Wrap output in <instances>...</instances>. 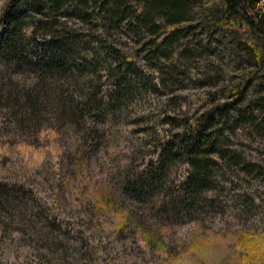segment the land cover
<instances>
[{"label": "rangeland", "instance_id": "1", "mask_svg": "<svg viewBox=\"0 0 264 264\" xmlns=\"http://www.w3.org/2000/svg\"><path fill=\"white\" fill-rule=\"evenodd\" d=\"M7 1L0 0V15ZM35 1L34 7L41 9L43 0ZM32 3L24 0L14 13H28L32 21L43 18L37 10H30ZM260 8L264 13V0ZM70 10L64 11L66 14L59 17V22L66 23L68 28L87 26L77 8ZM202 14L200 10L193 11L189 26L195 31L191 39L187 34L189 41L197 36L201 41L198 53L188 56L183 53V47L174 51L180 74L176 84L166 83L160 86V94L150 92L142 100L119 99L113 104L110 117L102 109L95 110L91 117L82 114L86 118L79 121L76 116L67 119L61 115V121L53 129L47 127L50 103L45 109L43 106L38 117L45 123L37 125L18 121L15 108L0 99V195L3 196L0 198V264H164V252L150 245L134 224L137 220L133 214L144 212L142 196L138 192L128 195L123 192L126 200L120 199L122 174L130 177L133 166L142 168L149 159L156 160L159 144L171 138V126H161L156 120L159 110L162 116L174 113L167 110V104L158 109L157 103H171L179 120L195 119L205 110L212 111L231 102L234 104L225 112L220 126L225 137L223 143L227 145L223 150L233 152L229 154L240 157L242 163L238 164L239 159L232 157L219 164L220 175H213L215 189L205 191L210 201L198 202L185 189L191 170L186 161L169 167L170 181L174 179L177 184L167 181L165 186L181 188V198L184 197L180 200L190 207L186 208L179 199L173 207H166L165 216L175 222L167 237L185 247L168 263L264 264V245L254 248L258 232L264 231V136L247 121L251 117L258 118V122L262 119L252 108L263 96L264 67L249 59L247 51L236 50L246 44L236 34L237 38L231 32L226 33L222 25L204 27L207 24L200 22ZM30 19H26V31L31 27ZM3 24L0 23V42L6 31ZM168 28L165 25L158 29L159 33ZM85 31L84 40L91 34ZM249 33L253 38L249 42L261 54L257 50L261 36L254 33V26L249 27ZM109 34L108 44L122 51L129 62L151 75L154 82L163 79L158 69H152L146 60L143 63L140 59L145 39H137L132 31L118 32L116 28ZM47 38V33L39 31L31 43L26 45L23 41L25 54L40 55L45 60L50 54L43 43ZM147 48L152 50L151 45ZM100 54L103 55L101 51ZM164 60L162 57L158 63ZM25 66L0 57V88L6 85H15L19 90L31 88L36 78ZM99 72L102 76L94 77L97 88H117L119 80L107 76V66L100 64ZM124 75L130 77L126 69ZM239 75L254 78L240 98L238 93L231 94L226 88ZM43 100L47 102V98ZM99 101V97L91 95L87 103L91 107ZM76 102L77 98L73 104ZM91 128L97 129V137L90 141L87 130ZM154 137L158 142H154ZM138 187L133 185L135 189ZM95 192L102 193L100 201ZM244 232L250 234L252 241L245 240Z\"/></svg>", "mask_w": 264, "mask_h": 264}, {"label": "trees", "instance_id": "2", "mask_svg": "<svg viewBox=\"0 0 264 264\" xmlns=\"http://www.w3.org/2000/svg\"><path fill=\"white\" fill-rule=\"evenodd\" d=\"M23 1L8 0L0 15V23L6 24H3L6 31L0 42V57L12 64L27 65L29 71L36 78L34 85L28 89L19 90L15 85H6L0 88V99L8 101V106L15 108V116L19 115L16 116L17 120L22 123L29 122L38 125L40 122L44 124L45 121L38 120V117L43 106L44 109L46 106L48 107L47 103L51 105L50 114L47 116V127L53 129L61 121V115L67 119L76 116V121H79L83 118L82 114L87 113L86 117H91L96 113L95 110L102 109L104 115L110 117L113 104H117L119 99L122 101H125V98L142 100L150 92L160 94V89L166 83L175 85L176 78L180 74L178 66L175 65L174 51L183 47V53L191 56L192 52L198 53L202 45L198 36L192 41H189L187 37V34H190L191 39L193 34L194 29L190 28L189 24L192 22L193 11L196 9L200 10L201 14L203 13L200 22H206L207 26L204 25V27L216 28L218 25L220 27L222 25L226 33L236 34L246 43L242 45L243 48L238 47L236 50L247 51L249 59H253L259 66L264 67L262 60L264 54V13L260 8L262 0H43L41 9H36L34 7L36 1L32 0L33 3L29 6L30 10H37L36 12L43 15V18L35 19V21L30 19L28 13H14L15 8ZM73 7L77 8L80 15L82 14L83 23L87 25L84 28H68L66 23L59 22V17L66 14L64 11L73 9ZM26 19H30L29 22H31V27L27 29L28 32L26 31ZM165 25L169 28L159 33L158 29L164 28ZM251 26H254V33L261 36L260 41L262 42L257 48L261 54L255 52L256 46H253L255 44L249 42L253 40L249 33ZM114 28L118 32L129 33L132 31L137 39L142 38L147 41L142 43L145 48L142 49L140 59L143 63L146 60L152 69H158L163 79L154 82L151 75L145 74L141 68L139 70L129 62L122 51L114 45L108 44L106 36L109 37L111 35L109 33ZM83 30L91 31L85 40L84 37H87V34H84ZM39 31L42 33L44 31L48 35L43 43L45 48H49L50 54L45 60L40 58V55L25 54L26 45L35 39V34ZM257 37L256 35V39ZM147 44L151 45L152 50L147 48L149 47ZM249 49L252 50L253 55ZM100 51L103 55L100 54ZM31 56L35 62L30 59ZM162 57L165 60L160 64L158 61ZM181 59L184 58L181 56ZM100 64L107 66L109 78L119 80L117 88L114 90L95 86L96 78L94 79V77L102 76L99 72ZM125 69L129 78L124 75ZM253 81L254 78L250 75L247 77L239 75L237 81L226 85V88H229L231 94L238 93L240 98L243 97L247 87H250ZM91 95L99 97L100 101L89 107L87 101ZM44 98H47V102L43 100ZM76 98L78 102L73 104ZM166 104L167 110L172 111L174 115L167 112L162 116L159 110L156 121L161 126L165 124L171 126L169 127L171 138L159 144L156 160L149 159L142 168L133 166L130 177L122 174L120 199L123 200L125 194L136 192L142 196L141 201L145 204L144 214L134 213L133 217L137 220V223L134 224L150 245L164 252L163 263L169 264L168 262L175 260L176 256L185 249L178 241L167 237L170 227L175 226V222L165 216L166 207H173L175 200L184 197L183 195L181 198L183 192L180 187L181 190L165 186L167 181L169 184L174 182V179L170 181L169 167L175 166L180 161H186L191 167L186 181L189 179L192 182L189 183L188 180L185 189L195 195L198 202L205 204L210 201L205 191L215 189L212 187L215 185L213 182L216 181V177L213 175H220L219 164L232 157L239 159L240 163L238 164H241L242 160L238 156L229 154L233 152L223 150L227 145L223 143L225 137L220 133L222 118L225 117V112L231 109L233 102L218 105L213 108V112L205 110L195 119L185 117L179 120L175 116L174 109L170 106L171 103H157L156 107L158 109L165 108ZM80 105H83V108H80ZM252 110H257L258 117L262 119L258 122V118L251 117L247 121L251 122L257 133L264 136V85L263 96ZM229 120L232 119L229 118ZM75 126L79 127L80 125ZM178 127L179 130H177ZM96 130L92 128L87 130L90 141L96 139ZM155 137L154 142H158ZM215 154H218V157H215ZM126 184L128 186H125ZM135 184L139 186L137 189L133 188ZM173 184H177L176 181ZM95 193L98 194L100 201L102 193ZM106 196L111 200V196ZM2 197L0 195V198ZM7 199H4L5 202ZM137 199L140 200V197ZM125 200L126 197L122 202ZM181 203L186 204L185 200ZM186 206V208L190 207L188 203ZM162 209L164 210L162 211ZM148 221L151 223L148 224ZM258 234V238L254 240V248L264 245V231L258 232ZM249 235L244 232L245 240L250 239Z\"/></svg>", "mask_w": 264, "mask_h": 264}]
</instances>
